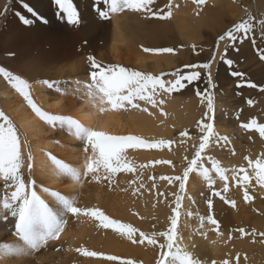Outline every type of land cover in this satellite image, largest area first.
I'll return each mask as SVG.
<instances>
[{"label":"snow or ice","instance_id":"6c2138e0","mask_svg":"<svg viewBox=\"0 0 264 264\" xmlns=\"http://www.w3.org/2000/svg\"><path fill=\"white\" fill-rule=\"evenodd\" d=\"M57 7V16L66 21L70 25H79L80 16L73 0H52ZM105 5V10L96 7V11L101 19H108L112 13H122L125 10L140 13L146 18L167 19L172 15L171 8L173 5L170 0L165 5V9L154 10L155 0H102ZM197 5H203L205 0H193ZM10 3V0H9ZM101 0H96V4H100ZM22 6L32 19L16 13L21 23L25 26L33 24L34 20H39L42 23H47L40 13H38L32 6L27 3H22ZM9 10L6 4L3 10H0V16H3ZM259 30L261 39L264 40V19L256 20L251 15L247 19L242 20L230 27L224 34L220 35L216 41L217 51L219 50L221 41L235 42L240 40L243 42L245 38L253 31ZM252 44L256 46V40L252 39ZM239 49H237L238 51ZM145 52L154 53H174L173 48L163 49H144ZM195 51V46H193ZM228 46L224 48V53H227ZM256 54L260 60L264 61V49H256ZM14 55V53H8ZM222 60L229 68H232L234 61L227 59L226 55H220ZM217 59V52H213L209 61L202 64H187L184 67L190 69L188 74H185L179 68L170 73H160L153 75L150 73H143L140 71L128 69L119 65H102L97 62L94 56L89 55L87 60L89 62L91 71L89 77L91 83H85L83 88L86 90L85 94L93 101L98 100L101 104H107L113 110L123 109L127 111L129 108L136 109L141 112L152 115L146 105H151L152 108H160L165 103L164 95L172 94L175 91H180L192 84L194 81L201 79V71L203 69L207 73L206 87L201 90L197 88L195 94L200 97L201 103L205 104L207 111L203 113L202 119L197 121L199 129V144L193 145L195 149L192 158L187 160V166L184 168L182 175L176 176H161V180H166L169 184L178 183V192L171 193L175 197V207L171 208V215L168 217L169 225L165 231H152L146 233L140 229L133 227L129 223H122L119 220L112 219L106 215L102 210L96 207H81L78 206L77 198L62 194L58 191L51 190L48 187L40 186L37 188L35 179L32 178L33 170V156L28 147L26 138L22 140L18 129L15 127L10 118L0 111V178L3 179V188L5 192L0 196V222H6V230L11 231V234L16 238L13 242L0 241V259H15L31 255L45 247L50 241H56L60 238L61 233L65 231V226L68 224L69 216L79 218L81 216L91 217L98 221L97 227L104 229H112L114 233L126 238L132 244L152 245L157 248L158 257L155 264H202V261L196 258L192 252L188 251L186 247H182L183 237L178 231V224L181 215L189 217L194 214L191 211L181 212L182 200L186 190V183L188 182L190 173L196 172L199 177L207 184L211 196L219 197L227 204L235 206L234 200H229L224 193L229 191V172L231 171V180L236 181L244 190L245 201H250L247 185L251 182L252 176L248 173L247 168L241 166L240 168H226L222 166L221 162L213 156H205L204 153L212 144L224 147L229 144L227 136H219L214 129V92L215 84L212 79V65ZM230 75L233 77H240L243 81L244 73L238 71H231ZM0 77H3L13 89L18 92L27 105L35 113V115L45 124L51 126L53 129L65 130L69 135L74 136L82 142L85 153L91 149V154L86 156L84 170L73 167L67 164L51 153H45L54 169V173L59 177H64L75 184H81L90 177L91 181L97 183L107 181L109 185L113 182V177L119 172H134L135 166L127 160L125 155L127 149H159L164 148L175 141L159 140L158 142H148L147 140L135 135H110L103 131L94 130L86 127L78 120L67 115L51 114L40 107L32 99L29 89L30 84L18 75L0 66ZM170 77V78H167ZM187 82V83H185ZM249 88L259 87L251 81H243ZM38 84L46 85L49 89L67 94L68 82L58 80H41ZM65 87L62 88L61 84ZM76 87L73 93L81 91L80 81L74 82ZM243 86L241 82L237 83V87ZM260 91L264 92V87H260ZM141 102L143 103L142 106ZM247 103L251 105L252 100ZM105 109H100L103 112ZM162 111V108H161ZM241 128L252 130L255 129L260 137L264 138V124H258L255 119L248 123H242ZM181 145L185 144L184 137L191 139L188 132H180ZM27 149V154H25ZM231 151V149H229ZM233 154H235L233 152ZM211 164V168L205 167L204 161ZM248 168H252L256 183L264 188V154L258 157L255 161L248 159ZM154 163L171 164V161H155ZM141 168L145 167L140 165ZM27 170V178H25V171ZM223 182L221 191L214 190L213 186L216 184V179ZM130 183H135L131 181ZM141 183L139 188H143ZM155 188V183L152 184ZM139 189L134 188L133 194ZM159 195L164 196L165 193ZM203 195V194H202ZM48 197L49 199H45ZM192 200V197H188ZM208 208H212L211 197H206ZM195 203V201H192ZM200 227L205 226V221L215 226L218 230L220 225L218 221L212 216L207 215L198 217ZM7 224H11V229H7ZM155 227V225H153ZM243 235L244 228L238 229ZM255 230H253L254 234ZM260 235L264 236V233ZM163 238V242H159ZM77 252L85 257H102L106 261H119V264H134L130 259H122L116 255H104L97 251H90L83 247L77 248ZM238 259V258H237ZM215 264V261L212 262ZM223 264H229V261H223Z\"/></svg>","mask_w":264,"mask_h":264},{"label":"rangeland","instance_id":"374dc122","mask_svg":"<svg viewBox=\"0 0 264 264\" xmlns=\"http://www.w3.org/2000/svg\"><path fill=\"white\" fill-rule=\"evenodd\" d=\"M214 1L215 0H212L211 2L210 1L206 2L205 0V3L203 5H197L193 2V0H187L181 3V5L182 7L190 6L192 8L196 7V8L205 9L207 7L213 8L215 6ZM229 1L232 4L238 3L241 5L242 8L246 9V14L243 16V18L241 19L239 18V20H235L233 25L241 22L244 19H247L249 15H251L252 17H255L256 20L264 19V14H262L261 11H258L256 7L255 9L251 8V10L249 11V4L251 3V5H254L256 0H229ZM73 2L80 16V23L79 25H75V26L68 24L66 21L61 20L57 16L58 10L55 4L52 2V0H10V3H9V0H7L5 2V6L7 4L9 10L7 11L5 15L0 16V66L5 67L7 70L21 77L24 75L16 72L14 69V65L16 61L22 58L37 59L41 57V58L46 59V62L49 63L47 66L44 65V67L51 69L59 65L57 58H55L56 55H59L58 51L53 50L51 51L50 54H48L50 49L53 48L54 40H58L60 38L68 39L69 36H76L75 39L80 40V44H82V46L77 47L74 50V52H75V55L77 56V59H79L82 62L84 58L87 59V55L88 56L92 55L95 57L97 62L102 65H119V66L126 67L128 69L140 71L143 73H150L153 75H159L160 73H170L179 68L185 74H188L191 70L188 68H185L184 66L187 64H202V63H206L207 61H209L212 57L213 52L217 51L216 41L218 37L225 33L224 31V33L218 34L219 35L218 36V35H215L217 30L207 31L208 29L206 30V28L203 26L200 31L201 41L198 42V44L196 43L190 44L185 41L180 42L177 40V37L175 35V32H177L176 30H174L176 29V26L172 23V21L169 18L167 19L146 18L140 13H137V15H140L139 19L143 21L147 20L148 22H150L149 24H144L143 29L139 31V33L143 34L144 38L153 44L151 43L144 44L142 45L143 49L145 48H148V49L173 48L175 50L174 53H154V52H145V51L143 53H152L151 55L153 56L156 54V56H158L157 58H160V61L163 64L166 62V60L169 61V59H172V58H175L178 61L176 64L172 65L171 67L172 69H169V70L162 69L161 71H157V72L149 70V69L141 70L131 65H128L126 63H122V62L114 63L115 60L111 62L109 61L108 55H106L105 60L99 59L100 55L97 53L98 48H102L103 53L104 51L106 52L109 46V42L111 40L110 34L112 35V30H113V26L111 25L112 23L111 14L108 19H101L99 17L96 11V7H100L102 10H105V5L103 4L102 0H101V3L98 5L96 4V0H73ZM22 3H27L30 6H32L38 13H40L44 18H46L47 23H42L39 20H34L33 24L30 26L23 25L21 21L19 20L18 16L16 15V13H20L28 17L29 19H32V17L30 16L29 13L26 12L24 7L22 6ZM168 3H169V0H155V4L153 6L154 10L165 9V11H167L168 9L165 8V5ZM171 4L174 7L173 0L171 1ZM173 7L171 8V11ZM4 8H2L1 10H3ZM130 14L135 15V12L125 10L124 12L119 13L120 16L130 15ZM10 24L12 27L20 26V28L22 29L25 28L29 31H36V30L41 29V32H44V29L52 28L53 32L55 33H53L51 40L46 35H44L45 38L43 37L42 39H40V41H36L33 44L30 43V41H28L27 43L13 41L11 35H9L8 37L5 34V32L9 29L8 27H10ZM232 26L229 25L226 28V31ZM109 31H111L110 34L108 33ZM173 33L174 35L171 36V34ZM251 35L255 36L254 39L257 40L256 45H259V42H261V45L258 46V48L264 49V40L261 39L259 30L253 31ZM8 38L11 41H13L12 44L14 45L11 48L6 49V48H3L2 46L8 45L6 44V42L8 41ZM49 43L52 46L49 45ZM193 46H195V51H193ZM227 46H228V51L227 53L223 54V55H226L227 59H231L233 61L241 60V62L244 59H249L250 53L248 52V49L250 46L248 44V38H245L243 42H241L240 40H237L234 43L229 41ZM237 49H240V50L237 51ZM252 51H253V54L251 53L252 54L251 58H255L256 55L254 52V46L252 48ZM8 53H14V55H8ZM30 63L31 62H27V64H30ZM88 63H89L88 61L84 62L83 69L79 73L81 74V76L80 75H77V76L84 77V78L86 77L85 80H87V83L88 81H90L89 83H91V80H89L90 79L89 72L91 71V68ZM241 68L242 67H239L236 64L235 65L233 64L232 68H229L228 65L225 66V63L222 60H220L217 65L215 76L220 77L223 80H219V85L213 82L216 85L214 88L215 90L212 89L213 92L215 91L214 92L215 112H214V121H213L214 129L216 131V126L219 124V125H223L224 127L230 129L231 131H230V135H224L229 138L228 145L224 146L223 148H220L216 145L215 150H210L208 148L206 152L204 153V155L213 156L216 159H218L220 162L222 159H226L227 164L222 165V166L229 168V169L238 168V166L241 165L247 168L248 173L250 174L253 172V169L248 168V161L245 159V157L250 155L252 158L251 160L253 161H255L258 157H261V155L264 154V138L260 137L259 133L255 129H252V130L244 129V128H241L240 125L242 123H248L252 119H255L258 124H264V106L262 105L264 103V100L261 105L258 104L260 107L257 108L256 111L252 112L250 110L252 109L253 106H255L253 105V103H261L262 102L261 99H264V92L260 91V87H264V75H244L243 81H251L252 83H255L259 86L257 88H249L247 87L246 83L241 81L240 77H233L230 75L231 71L242 72ZM199 71H201V79L199 81H194L192 84H188L186 88L180 91H175L171 94L173 96H176V98L180 100L181 99L188 100L190 98L193 99L195 97L196 98L193 99L195 100V102L200 100L199 103L197 102V105L195 104L194 107H192L196 113L195 114L196 121H193L187 124L186 128L183 127V128H180L181 130H175V132L173 131L171 136L165 138L166 141H175V143H172L167 146L168 147L167 150L169 152V156H168L169 159L167 157L163 158L162 156L157 159L156 158L154 159L152 157L150 158L151 160L148 161V163L150 162L149 165L147 162L141 161L139 159H136V161L138 162V165H135L134 164L135 159H134L133 161H130L131 165L135 166L134 172H119L115 174V176L113 177V180H114L113 193H112V197L109 202L110 204H115V206L122 205L124 209L123 210L124 214L120 216H113V215L107 214L106 211L102 210L110 218L119 220L122 223H129L133 227H136L146 233H150L152 231L167 230V227L169 225L168 217L171 215V208L169 207V205H171L172 207H175V204H174L175 197L172 196L171 193L178 192L179 189H178V183L176 187L174 186L176 184H169L166 180H161L160 177L161 176L182 175L184 168L187 166V160H185V157H188V159H191L195 151V149L193 148V145L195 144L198 146L199 144L200 133L197 127V121L201 120L203 113L207 111L205 104L201 103L200 97H198L195 94V90L197 88L203 90L206 87L207 73L203 69H199ZM84 73H86V75H82ZM66 77H71V76L67 75ZM167 78H170V77H167ZM238 82H241L243 86L237 87ZM226 87H229V92L226 91ZM219 94L230 96V97H225L224 103H223V109L221 113L220 111L216 112ZM248 100H252L253 103L249 105L247 103ZM2 106L3 105L0 99V111H3L6 114L5 108ZM185 130L188 132L191 139L184 137L183 139L185 140V144L181 145L179 142L181 140L180 132L185 131ZM78 144L79 145L78 147L76 146V149L81 150L82 154L85 155L82 142H79ZM75 145L76 143H74L73 146L75 147ZM176 148L178 149L180 148L179 149L180 153ZM229 149H231V151H229ZM233 152L235 153L236 158L238 154L243 155V158L240 161V163L235 166L232 161L233 159L231 160L228 159V157ZM165 159L166 161L170 160L172 162L171 164H169L170 167L168 166V164L163 163L169 167L168 170H166L167 168L166 165H165L166 166L165 168V166L161 163H159L160 166L157 163H154V161H157V160L165 161ZM206 162L208 165L210 164L207 161V159H205L204 164ZM140 165H144L145 167L141 169ZM171 165L173 168H171ZM149 166L151 167V169L149 168ZM146 169H147V173H146ZM148 171H151V172H148ZM174 171L176 172V174ZM191 175L192 173H190L189 179ZM230 175H232L231 171L229 172V176ZM25 178H26V175H25ZM32 178L35 179L36 181V178L33 175H32ZM131 181H135V183H130ZM141 183H143L144 185L143 188H139V185ZM153 183H155L156 185L155 188L152 187ZM252 183H253V180H252ZM3 184H4V181L0 180V196H2L5 192V189L3 188ZM97 184H98L97 182L91 181L87 185L92 186V185H97ZM207 187L200 189V191H197L196 196H195L196 199L198 198L197 206L200 205L205 209L202 211L204 215H201V216L206 217L207 215H212L218 221L220 227L218 230H215V226L210 225L205 221L204 230L206 231V233L204 237H206L211 232H217L219 234H223L225 236V239L227 240L226 241L227 245L229 244L231 248L236 249V251L234 252V255L230 257L229 252H227V250L224 249L225 250L224 256H220L219 259L215 258V260H213L211 258L210 249L208 246H206L202 249L199 248L195 252L194 256L200 259L202 261V264H212L213 261H215V264H223V261L225 260L229 261V264H253V263L264 264V261L262 260L264 250L258 247L259 243L264 244V236L260 235L261 232H257L254 225H253V228H254L253 230H255V232L254 234H252L253 230L250 227H248L247 222L238 220L233 214L237 207L236 195L231 194L230 192L232 189V191H234L233 193H236V191L234 190L235 189L234 183L232 181H229V191L227 193H224V195L227 196L229 200L235 201L234 207L231 204L225 203L219 197L211 196V192L209 191V189H207ZM222 187H223V182L220 181L219 179L216 180V184L213 186L214 190L221 191ZM134 188L139 189L135 194H133ZM247 188L249 189L248 192L251 189V191L249 192V196L251 197L252 200H254L255 193L252 192L251 185L248 184ZM82 189H85V187L83 186ZM186 189H187V183H186ZM102 190H103V187H102ZM81 192L78 191V193L76 194V198L80 200L82 198ZM160 193H165V195L161 196L159 195ZM117 195H119L120 198L122 199V201H119L120 204H118L117 200H115L114 198ZM206 197H211L212 199L211 209L208 208ZM243 199H244V195H243ZM80 200H78V203L81 204ZM254 201L255 203L257 202V200H254ZM261 208L263 210L259 209L256 206H251L249 210L250 212H252V215L264 217V204L261 206ZM141 209H144L146 213L140 214V213H143V210L140 211ZM126 211L127 213H125ZM145 222H147V225H144ZM5 223L6 222H3L1 225L2 227L1 239L10 241L9 239H14V237L11 234V231L6 230ZM179 224H178V229H179ZM153 225H155V227H153ZM240 228L245 229V233L243 235H241V233L238 231V229ZM7 229H11V224H7ZM107 231L108 232L110 231L111 233L117 235L119 237V241L125 243L124 253L116 254V256L121 257L122 259H130L134 261V264H149V263L155 264V261L158 257V251H159L157 248L153 247L152 245H147L146 243L144 245L132 244L126 238L119 236V234L117 233H114L112 229L108 230V229H104L101 227H97L96 232L100 234L99 238L106 239L107 237H112L108 234ZM113 239L116 240L115 237H113ZM249 240L252 242H250ZM159 242H163V238H160ZM49 244H51V241L45 247H42L41 249L36 251L35 257L31 259L29 263L30 264H73V262L75 261L74 264L75 263L96 264V260L98 257H93L94 261L88 263V262H85V260L84 261L82 260L84 256L81 255V253L78 254L76 257H74L77 253H79L76 251V249L72 251L70 256H65L67 247L64 244H62V242L56 241L55 243L51 245ZM93 251H96V249H94ZM111 255H114V254H111ZM76 260H79L82 263L81 262L79 263V261H76ZM105 262H112L115 264H119V261H105ZM14 264H17V263L14 262Z\"/></svg>","mask_w":264,"mask_h":264},{"label":"bare ground","instance_id":"6f19581e","mask_svg":"<svg viewBox=\"0 0 264 264\" xmlns=\"http://www.w3.org/2000/svg\"><path fill=\"white\" fill-rule=\"evenodd\" d=\"M6 1L7 0H0V10L4 8ZM173 1L174 7L172 9L171 21L173 24H175L178 31L181 30L180 32H175V35L177 37V35L180 34L181 37L186 40L201 38L200 31L203 26L206 28V30L208 29L207 31L217 30L215 35H218L219 31L217 28L225 26V24L228 22V20L219 17H222L223 15H229L238 19L241 15L240 4L236 3V5L238 6L237 7L233 5L229 0H215V6L213 8L207 7L198 13L199 15H201V17L207 19H190L188 24V21L184 19V13L189 15L193 12V10L196 9V7H190L191 9L185 8L181 10V3L178 0ZM208 1L211 2L212 0H206V2ZM139 16L140 15H137V13H135V15L130 14L121 16L119 15V13L111 14V25L113 26L112 35L110 34L111 31L108 32L111 36V40L109 42V46L106 52L104 51L103 53L102 48H98L97 53L100 55L99 59L105 60L106 55H108L109 61L111 62L115 60L114 63L122 62L131 65L137 69H149L155 72L161 71L162 69H172V65L178 62L175 58L169 59V61L166 60V62L163 64L160 61V58H157L158 56H156V54L153 56L151 55L152 53H143L144 49L142 48V45L147 43L149 44L151 42L147 41L144 38V35L139 33V31L143 29L144 24H149L150 22H148L147 20L143 21L139 19ZM187 24L191 28V31L189 33L185 31ZM196 26L199 27V31H195L194 28ZM8 28L9 29L5 32V34L8 37L9 35H11L13 41H19L24 43L30 41V43L32 44L36 41H40V39H42L44 35H46L51 40L53 33H55L53 32L52 28L44 29V32H41V29L36 31H29L25 28H20V26L12 27L11 24ZM172 35H174V33L171 34V36ZM75 38L76 36H69L68 39L60 38L58 40H54L53 48L50 49L48 54H50L53 50H57L60 56L56 55L55 57L57 58L59 65H54L55 67L51 69L44 67V65L47 66L49 63L46 62V59L41 57L37 59H18L14 65L15 71L23 74L24 76H21V78L25 79L30 84V95L34 102L37 104V106L40 107L42 110L51 114L71 116L74 119L78 120L84 126L90 127L94 130L103 131L106 134L135 135L147 140L148 142H158L159 140H165L166 137L172 135L173 131L175 132V130H181L180 128L183 127L186 128L187 124L196 121V113L192 108L195 104L197 105V102L199 103L200 101L199 100L195 102V100L193 99H195L196 97L193 99L190 98L188 100H180L176 98V96L166 94L163 97L165 103L160 106V108H152L151 105H146L152 115L131 108H129L127 111L123 109L113 110L107 104H101L98 100L93 101L90 97L85 94L86 90L83 88V85L87 83V80H85L86 77L84 78L77 76H81V74L79 73L83 69L84 62L88 60L84 58L82 62L77 59L74 50L77 47L82 46V44H80V40H76ZM13 41L8 38V41L6 42V44L8 45H3L4 43L2 42V47L6 49L11 48L14 45L12 44ZM49 45L51 44L49 43ZM27 62L31 63L27 64ZM67 75L71 77H66ZM82 75H86V73ZM45 79L50 81H67V94L59 93L54 89L47 88L46 85L37 83V81ZM77 80L81 82V91L76 92L74 94L73 89L76 87L74 82ZM89 82L90 81H88V83ZM61 87L64 88L65 85L62 83ZM0 99L3 105L2 107L5 108L6 115L10 118L15 127L18 129L22 140L26 138L28 147L31 150L34 165L32 175L36 178L37 188L42 185L44 187L50 188L51 190L58 191L65 195L73 196L75 198L78 191H82L81 200L77 198V202L78 200L81 201V204L78 203V206L96 207L100 210L106 211L107 214L113 216H120L124 214V209L122 205L115 206V204H110L109 202L113 193L114 180L111 185H109L107 181H101L97 185L91 186L87 185L89 182H91V179L89 177L83 181L82 185L75 184L67 178L57 176L54 173L51 161L48 159V156L45 155V153H51L57 159L83 171L86 156L91 154V149H89V152L85 153V155L82 154L81 150L76 149V146L78 147V143L81 141L76 139L74 136L69 135L65 130H61L59 128L53 129L51 126L45 124L42 120H40L31 110V108L27 105L23 97L18 92H16V90L13 89L11 85L3 79V77H0ZM141 104L142 106H145L142 102ZM262 105L264 106V103ZM102 107L105 109L103 112L100 111ZM220 110L221 104L219 103L217 111ZM230 131V129L218 124L216 126L215 132L219 136H224L230 135ZM74 143H76L75 147L73 146ZM215 148L216 144H212L209 147L210 150H215ZM167 149V146L159 149L130 148L126 150L125 155L129 162L135 159L134 164L138 165L136 159L148 163V161L151 160L150 158L152 157L154 159H157L161 156L163 158H168L169 152ZM176 149L179 151L180 148ZM25 154H27V149H25ZM232 154L228 157V159H233L232 161L235 166L240 163L243 158V155L238 154L236 158L235 154ZM246 157H248V159H252L250 155ZM221 164L226 165L227 160L222 159ZM163 165L165 166L166 164ZM204 165L205 167L211 168V165H208L207 162ZM150 166L149 168L151 169ZM168 166L166 170L169 169L170 166ZM240 167L241 165L238 166V168ZM171 168H173L172 165ZM24 171L27 178V170L25 169ZM250 175L253 177V183L251 180L249 185H251L252 192L255 193L254 200H257L256 203L252 199L248 202L244 201V188L240 187L236 181L231 180V175L229 176L230 181L234 183V190L236 191V193H233L234 191H232V189L230 192L231 194H235L237 198V207L233 214L238 220L247 222L248 227H250L252 230L254 229V225L257 232L264 233V217L252 215V212H250L249 210L251 206H256L259 209H262L261 206L264 204V202H262L264 201V188H261L260 185L256 183L254 172L250 173ZM191 176L187 182V189L184 194V199L181 202V212L185 213L186 211H191L194 215L189 217L187 215L182 214L180 217L178 231L183 237L181 246L186 247L188 251L193 253V255H195V252L199 248L202 249L208 246L211 252V258L213 260H215V258L219 259L220 256H224V249H226L227 252H229V256L232 257L236 249H232L229 244L227 245V240L225 239V236L223 234L211 232L206 237H204L206 231L204 230V227H200V221H198V217L204 215L202 211L205 209L200 205L197 206L198 198L196 199L195 196L197 191H200V189L202 188H206L207 184L203 181L201 177H199L196 172H193ZM0 180L3 179L0 178ZM216 180H218V178ZM83 186L85 187V189H82ZM174 186L177 187V184ZM189 196L192 197V200L188 199ZM114 198L115 200H117L118 204H120L119 201H122L119 195L115 196ZM45 199L49 198L45 197ZM193 200L195 201V203L192 202ZM49 202L51 203L50 199ZM142 210L143 213L140 214H145V210L141 209L140 211ZM125 213H127V211ZM97 222L98 221L91 217L81 216L79 218H76L69 216L68 224L65 226V231L61 233L60 238L56 240L58 242H62V244L67 247L65 256H70L74 249L80 247H83L90 251L96 249L97 252L106 255H116L124 253L125 243L119 241V237L117 235L111 233L110 231H107L108 234L112 237H107L106 239L99 238L100 234L96 232ZM2 223L3 222H0V241H6L5 239H1ZM144 225H147V222H145ZM113 237H115L116 240L113 239ZM15 239V237L14 239H9L10 241L8 242H13L15 241ZM56 241H51V244L55 243ZM258 247L264 250V244L259 243ZM78 254L80 253H77L74 257H76ZM35 255L36 251L33 252L31 255L24 257H19L15 259H0V264H14V262L17 264H30L29 261L33 259ZM82 260H85V262L90 263L94 261V258L84 256ZM262 260L264 261V253L262 256ZM105 261L102 257H98L96 260V264H115L112 262ZM80 262L81 261H79V263Z\"/></svg>","mask_w":264,"mask_h":264},{"label":"crops","instance_id":"0c3cea01","mask_svg":"<svg viewBox=\"0 0 264 264\" xmlns=\"http://www.w3.org/2000/svg\"><path fill=\"white\" fill-rule=\"evenodd\" d=\"M172 1V0H171ZM170 1V2H171ZM180 3H183L187 0H178ZM236 2V1H235ZM233 5L237 6L235 3H233ZM180 7H182V5L180 4ZM238 7V6H237ZM254 7V8H253ZM255 7L257 8L258 11H261L262 14H264V0H256V2L254 3V5H251V3L249 4V11L252 9H255ZM185 8H190V6H185V7H182L181 10L185 9ZM248 8V6H247ZM203 10V8H196L195 10H193L192 13H190L189 15L187 14H184V19H186L188 21V24H189V20L190 19H207V18H204V17H201V15H199L198 13L201 12ZM240 11H241V15L239 16V18H243V16L246 14V9L244 8H240ZM260 14V13H259ZM219 18H223V19H226L228 20V22L225 24V26L221 27V28H217L218 31H219V34H222L224 33V31L226 32V28L229 26V25H233L235 20H239V18H235V17H232V16H229V15H223L222 17H219ZM170 20L171 17L169 18ZM218 19V18H217ZM187 24V27L185 28V31L187 33H189L191 31V28L189 27V25ZM229 24V25H228ZM175 25V24H174ZM195 31H199V27L196 26L195 28ZM176 30L177 32H180L181 30L178 31V29H174ZM219 36V35H218ZM255 36H252L251 33L249 34V37H248V44H249V49H248V52L250 53V57L249 59H244L242 62L241 60L240 61H237V60H234L235 63L234 65H238L239 67H242L241 69V73H244V75H264V62L262 60H260L259 56L256 54V49L258 48V46L261 45V42H259V45H256L254 47V52H255V55L256 57L255 58H251V55L253 54V51H252V48H253V44H252V39H254ZM177 40L182 42V41H185L187 43H190V44H198V42L201 41V38L199 39H191V40H186V39H183L181 37L180 34L177 35ZM256 40V39H255ZM209 42V40H208ZM229 41H222L220 43V46H219V50L216 51L217 52V59L216 61L213 62V65H212V79H213V82L217 85H219V80H223L222 78L220 77H216L215 74H216V70H217V65L220 61V55L224 54V48L225 46L228 44ZM256 43H257V40H256ZM239 45V43H238ZM251 48V49H250ZM242 49V48H241ZM260 49V48H259ZM240 50V49H239ZM238 50V51H239ZM251 51V52H250ZM252 53V54H251ZM234 55V54H233ZM226 66V64H225ZM228 84V83H227ZM215 90V89H214ZM226 91L229 92V87H226ZM215 92V91H214ZM225 97H230V96H225L223 94H219L218 96V103H217V107H216V111L218 110V104L220 103L221 104V110H220V113L222 112V109H223V103H224V99ZM262 102L261 103H253V106L252 109H250L252 112L253 111H256L257 108H259L262 103H263V100L264 99H261ZM259 104V105H258Z\"/></svg>","mask_w":264,"mask_h":264}]
</instances>
